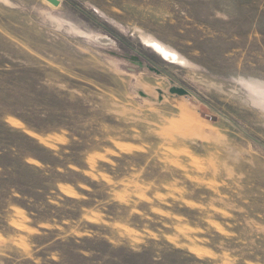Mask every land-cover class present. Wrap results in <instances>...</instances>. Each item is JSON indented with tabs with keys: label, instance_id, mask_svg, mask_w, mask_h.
Listing matches in <instances>:
<instances>
[{
	"label": "rangeland",
	"instance_id": "obj_1",
	"mask_svg": "<svg viewBox=\"0 0 264 264\" xmlns=\"http://www.w3.org/2000/svg\"><path fill=\"white\" fill-rule=\"evenodd\" d=\"M0 264H264V0H0Z\"/></svg>",
	"mask_w": 264,
	"mask_h": 264
},
{
	"label": "water",
	"instance_id": "obj_2",
	"mask_svg": "<svg viewBox=\"0 0 264 264\" xmlns=\"http://www.w3.org/2000/svg\"><path fill=\"white\" fill-rule=\"evenodd\" d=\"M48 2H50L51 4L57 6L59 4V0H47Z\"/></svg>",
	"mask_w": 264,
	"mask_h": 264
},
{
	"label": "bare ground",
	"instance_id": "obj_3",
	"mask_svg": "<svg viewBox=\"0 0 264 264\" xmlns=\"http://www.w3.org/2000/svg\"><path fill=\"white\" fill-rule=\"evenodd\" d=\"M47 1V0H46ZM50 3V2H49Z\"/></svg>",
	"mask_w": 264,
	"mask_h": 264
}]
</instances>
